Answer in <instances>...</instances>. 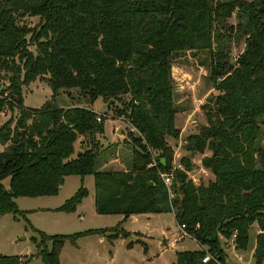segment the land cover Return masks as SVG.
<instances>
[{
	"label": "trees",
	"instance_id": "1",
	"mask_svg": "<svg viewBox=\"0 0 264 264\" xmlns=\"http://www.w3.org/2000/svg\"><path fill=\"white\" fill-rule=\"evenodd\" d=\"M25 14L39 18L36 30L17 24ZM27 35L35 53L27 49ZM240 36L244 48L232 60L227 42ZM186 52L207 53V79L216 92L204 106L206 124L184 143L191 154L209 152L200 165L212 179L197 185L187 176L190 158L172 167L174 151L166 141L179 137L171 62ZM0 72L7 73L0 105L17 111L0 125V217L11 214L32 228L29 211L19 210L15 198L55 196L65 176L89 175L97 214L158 213L152 190L159 174L170 172L175 222L198 245L175 251L172 264H225L221 240L244 251L254 224L252 260L264 264V0H0ZM43 76L52 96L77 88L89 102L99 95L107 103L128 95L114 110L137 135L128 133L124 171L99 169L119 153L97 141L103 124L91 109L57 108L52 99L37 109L23 107L21 85ZM86 195L80 183L52 211L74 212ZM33 230L41 264H59L66 239L75 245L80 236L107 231ZM29 260L0 255V264Z\"/></svg>",
	"mask_w": 264,
	"mask_h": 264
},
{
	"label": "rangeland",
	"instance_id": "2",
	"mask_svg": "<svg viewBox=\"0 0 264 264\" xmlns=\"http://www.w3.org/2000/svg\"><path fill=\"white\" fill-rule=\"evenodd\" d=\"M38 22L37 16L29 14L23 15L17 20L19 26L23 25L31 30L37 29L36 24ZM228 23H236L234 15ZM232 39H229L227 44L230 57L233 60L243 50L244 46L243 36H240L238 40ZM26 40L27 49L35 53L29 35L26 36ZM171 65L170 77L171 82H173V100L176 109L174 126L179 131L177 139L170 137L166 139L174 151L172 167L180 168L178 166L180 157L190 158L192 169L187 172V176L196 185L199 182L205 184L212 179V175L201 167L200 159L204 155H209V152L191 154L184 149V143L188 135L196 133L199 126L206 124L204 106L209 105L208 98L216 93L212 83L207 79L208 56L205 52L177 54ZM6 75L7 73L0 72V91L5 89L7 84ZM127 97L128 95L122 96L118 100L110 98L109 104V100L106 103L98 95L92 102H89L87 97L77 88L60 89L52 96L44 76L21 85L23 107L37 109L44 101L52 99L53 105L57 108L82 105L92 111L94 110L101 117L103 124V132L95 135L97 141L101 146L109 148V151L113 149L114 153H119V157L122 158L121 161L125 163L130 157L129 147H132L128 133L137 135L129 123L114 110L122 109L123 102L126 101ZM16 117L17 111L15 109L11 110L3 103L0 105V125L6 122L8 118L15 119ZM78 144H74V153L79 150ZM261 147L264 148V138L261 141ZM169 173L165 174V177L169 179L168 183L164 184V181L158 178L152 190V196L160 209L158 213L135 214L124 219L117 214L98 215L94 212L89 197L85 198L86 195L85 199L82 198L78 203L74 212L52 211L44 214L29 212L26 219L32 228L27 226L19 217L13 218L11 214L4 215L0 217V255H11V252L24 248V246L28 247L29 237L33 236L36 241L33 243L30 240L29 252L19 256L30 258L29 262L24 264H41L40 259H33L38 258V247H40L39 236L33 228L47 234L69 235L96 227L117 225L116 229L118 230L115 231L116 234H113L112 239L108 238L112 234L108 230L113 227L99 228L107 230L101 234L80 236L75 245L66 239L58 255L59 264H172L175 259V251L196 250V242L187 236L184 237V241L179 240V242L174 243L172 248L167 247L163 251H159V240L162 239L160 236L167 237L170 241L179 234L174 219V209L170 202V192L173 185ZM3 183L6 186L7 180H4ZM79 185V176H65L57 195L44 198H20L16 200V204L21 209H35L44 205L53 208L60 207L66 199L77 191ZM83 187L91 190L94 188L91 175L84 178ZM119 226L122 231L119 230ZM120 231L125 233V236ZM256 233L257 226L254 224L250 227L249 244L244 251L232 248L231 241L222 239V248L226 253L225 264H253L252 249ZM22 237L24 238L22 239ZM15 240L19 241L15 242ZM47 245L49 246V243ZM36 254L37 257H35ZM238 257H240L239 260Z\"/></svg>",
	"mask_w": 264,
	"mask_h": 264
},
{
	"label": "crops",
	"instance_id": "3",
	"mask_svg": "<svg viewBox=\"0 0 264 264\" xmlns=\"http://www.w3.org/2000/svg\"><path fill=\"white\" fill-rule=\"evenodd\" d=\"M80 106V105H79ZM82 106V105H81ZM68 107H70V106H63V108H68ZM82 107H84V106H82ZM94 111V110H93ZM95 112V111H94ZM96 113V112H95ZM78 146H79V149H80V145L78 144ZM122 159L120 158V157H118L117 156V154H116V157L115 158H112L111 160H108V161H103L101 164H100V166H99V169L101 170V169H104V170H108V169H111L112 168V170H115L117 167H119V168H121V169H116V170H125L124 169V166H123V162L121 161ZM87 176H85L84 178H86ZM84 178L82 179V180H80V178H79V180H80V183L82 184V185H84ZM86 188V187H85ZM87 189V188H86ZM93 195H94V188L91 190L90 188L89 189H87V196L85 197V198H87V197H89V199H90V202L93 204ZM44 197H48V196H44ZM44 197H36V198H44ZM20 198H23V197H18V198H15L14 199V202H15V204H16V200H18V199H20ZM31 198V197H30ZM85 198H83V199H85ZM16 206H17V204H16ZM18 207V209L19 210H21V211H29L30 213H40V214H44V213H47V212H52V209H55V208H58V207H55V208H53V207H49V206H46V205H44V206H42V207H36L35 209H29V208H27V209H21V208H19V206H17ZM50 210V211H49ZM93 210H94V212H95V209H94V204H93ZM96 213V212H95ZM28 214V213H27ZM97 214V213H96ZM98 215H100V214H98ZM132 216V215H131ZM120 217L122 218V216L120 215ZM177 225V224H176ZM104 227H113V225H111V226H102V227H96V228H104ZM96 228H94V229H96ZM39 230V229H38ZM42 232V231H41ZM44 233V232H43ZM160 237H162V239L161 240H159V251L161 252V251H163L165 248H167V247H170V248H172L173 246H174V242H173V239L174 238H176V236H174L170 241L168 240V238L167 237H163V236H160ZM17 241H19V240H15V242H17ZM168 241V242H167ZM181 242L182 241H184V238L182 239V240H180ZM194 241V240H193ZM177 242H179V241H177ZM176 242V243H177ZM195 242V241H194ZM31 242H30V240H29V246L27 247V246H24V248H21V249H18V250H16L15 252H11V254H15V255H26V253H28L29 252V250H30V247H31V244H30ZM198 248V245L195 243V249H197ZM251 249H252V247H251ZM251 251V250H250ZM252 252V251H251ZM22 253H24V254H22ZM33 259H35V260H38L39 259V257L38 258H33ZM240 259V257H238V260ZM226 262V261H225Z\"/></svg>",
	"mask_w": 264,
	"mask_h": 264
},
{
	"label": "built area",
	"instance_id": "4",
	"mask_svg": "<svg viewBox=\"0 0 264 264\" xmlns=\"http://www.w3.org/2000/svg\"><path fill=\"white\" fill-rule=\"evenodd\" d=\"M100 118H101V117L98 116V114H97V116L95 117V119H96L97 122H101V119H100ZM165 174H166V173H163V174L160 173V174H159V178H161L162 181H164V184H167L169 179H167V178L165 177ZM169 174H170V173H169ZM170 175H171V174H170ZM170 197H171V198H170ZM170 197H169V198H170V202L172 203V206H173V202H172V199H173V189H172L171 192H170ZM178 229H179V234H178V236H177L176 238L173 239V242H174V243H176L177 241L181 240L182 238L188 236L187 233L185 232V229H184V225H183V224H181V226H178ZM257 232H259V231H257ZM188 237H189V236H188ZM208 259H209V256L206 255V256L203 257L202 261L205 262V261H207Z\"/></svg>",
	"mask_w": 264,
	"mask_h": 264
},
{
	"label": "water",
	"instance_id": "5",
	"mask_svg": "<svg viewBox=\"0 0 264 264\" xmlns=\"http://www.w3.org/2000/svg\"><path fill=\"white\" fill-rule=\"evenodd\" d=\"M110 102H111V101L109 100V104H110ZM109 104H108V105H109ZM161 162H162V160H161ZM150 185H151V183H148V184H147V186H150ZM23 238H24V237H22V239H23ZM35 257H37V254L35 255Z\"/></svg>",
	"mask_w": 264,
	"mask_h": 264
}]
</instances>
